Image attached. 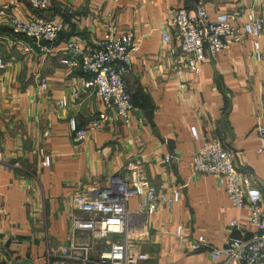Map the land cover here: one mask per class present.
Segmentation results:
<instances>
[{"label":"crops","instance_id":"obj_1","mask_svg":"<svg viewBox=\"0 0 264 264\" xmlns=\"http://www.w3.org/2000/svg\"><path fill=\"white\" fill-rule=\"evenodd\" d=\"M195 1L48 0L41 16L62 20L59 43L73 39L80 48H95L109 16L118 32L132 33L137 46L123 75L132 104L129 126L107 108V120L82 141L72 138L68 119L81 127L103 110L93 90L84 87L86 77L60 62L69 56L61 49L23 56L0 16L6 62L0 75L1 263L44 264L45 246L65 241L72 195L99 189L127 163L142 169L144 180L156 188L183 185L170 209L142 214L130 226V238L147 255L138 264H215L208 248L222 246L228 234L247 239L256 231L246 222V210L231 206L213 175L190 173L199 141L189 128L228 149L235 169L264 198V151H256L255 130L258 114L264 113V0H202L209 18L226 13L237 34L193 74L178 38L163 43L160 33L170 10L191 11ZM0 9L18 18L35 13L24 0H0ZM250 12L262 22L256 38L241 31ZM38 77L45 81L40 91ZM135 204L131 197L128 206ZM231 219L239 229L229 228ZM177 225L186 241L204 236L208 248L180 251L173 235Z\"/></svg>","mask_w":264,"mask_h":264},{"label":"built area","instance_id":"obj_2","mask_svg":"<svg viewBox=\"0 0 264 264\" xmlns=\"http://www.w3.org/2000/svg\"><path fill=\"white\" fill-rule=\"evenodd\" d=\"M35 11L31 16L18 18L0 9L9 33L15 37L14 45L19 52L29 57L37 51L46 55L52 49L69 53L60 62L69 68H76L86 77L84 87L91 88L103 106V110L77 127L73 118L68 127L75 141H82L107 120V108H113L119 122L128 127L132 108L130 96L125 88L123 75L127 72L130 52L136 50L133 35L129 31L118 32L112 19L105 21L103 32L95 48H80L73 39L59 43L58 34L63 22L57 17L44 18L40 15L47 8L48 0H24ZM63 11L71 14L69 7ZM262 30V22L254 13H247L241 25L245 35L256 38ZM237 29L230 25L229 17L218 12L209 18L203 1L196 0L191 11L184 8L172 9L164 19L160 38L163 43L173 36L179 40V48L185 55V66L193 74L200 65L212 60L216 54L228 48L236 39ZM255 55L257 43L253 41ZM6 62L0 51V75ZM45 81L38 77L37 89L43 90ZM63 100L58 105L62 106ZM255 130L259 144L257 152L264 151V113H259ZM191 136L199 141L189 161L192 175H213L225 192L231 206L246 210V222L255 228L247 239L228 234L222 246L208 248L204 236L186 241L181 226L177 225L173 235L180 251L195 253L208 248L215 264H264V198L250 185L232 164V153L216 139L199 135L194 127L189 128ZM169 156L164 157L168 162ZM41 162L49 165V157L43 155ZM126 164L121 174L110 176L105 185L94 191L76 192L71 197L72 210L68 215L65 241L58 245H46L43 252L44 264H138L147 259L139 249V241L130 238V226L142 214H151L158 208L170 209L179 199L183 185L163 190L156 188L143 178L142 169ZM127 171L126 176L124 173ZM136 198L133 208L129 199ZM229 228L239 229L237 220L228 221ZM0 264H9L1 263Z\"/></svg>","mask_w":264,"mask_h":264},{"label":"water","instance_id":"obj_3","mask_svg":"<svg viewBox=\"0 0 264 264\" xmlns=\"http://www.w3.org/2000/svg\"><path fill=\"white\" fill-rule=\"evenodd\" d=\"M9 264H30V263L22 260H11Z\"/></svg>","mask_w":264,"mask_h":264},{"label":"trees","instance_id":"obj_4","mask_svg":"<svg viewBox=\"0 0 264 264\" xmlns=\"http://www.w3.org/2000/svg\"><path fill=\"white\" fill-rule=\"evenodd\" d=\"M64 12H66V11H64ZM40 15H41V13H40ZM9 31V30H8ZM58 36H59V34H58Z\"/></svg>","mask_w":264,"mask_h":264}]
</instances>
